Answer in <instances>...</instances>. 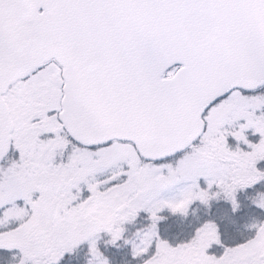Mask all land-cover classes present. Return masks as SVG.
Returning a JSON list of instances; mask_svg holds the SVG:
<instances>
[{"label": "snow or ice", "instance_id": "6c2138e0", "mask_svg": "<svg viewBox=\"0 0 264 264\" xmlns=\"http://www.w3.org/2000/svg\"><path fill=\"white\" fill-rule=\"evenodd\" d=\"M0 264H264V0H0Z\"/></svg>", "mask_w": 264, "mask_h": 264}]
</instances>
